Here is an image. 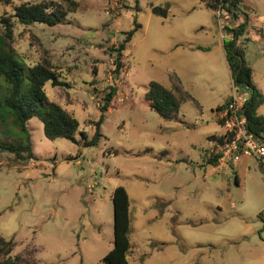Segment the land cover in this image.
<instances>
[{"label":"rangeland","instance_id":"374dc122","mask_svg":"<svg viewBox=\"0 0 264 264\" xmlns=\"http://www.w3.org/2000/svg\"><path fill=\"white\" fill-rule=\"evenodd\" d=\"M7 1L0 19L13 24L11 46L27 65L48 59L61 75L65 86L47 83L45 92L77 120L75 140L92 137L99 99L115 92L95 146L50 141L32 118L36 158L0 151V237L11 241L0 264H102L113 243L116 186L129 198L128 264H264V157L242 156L208 177L212 167L200 166L201 150L223 132L216 108L233 90L224 45L240 25L234 45L264 96V0H245L236 18L218 17L219 4L211 11L201 0H76V11L53 26L21 24L12 8L55 0ZM164 4L166 18L151 14ZM134 21L139 28L115 75V49ZM150 81L178 86L194 101L163 119L144 99ZM257 115L264 117V102Z\"/></svg>","mask_w":264,"mask_h":264},{"label":"trees","instance_id":"16d2710c","mask_svg":"<svg viewBox=\"0 0 264 264\" xmlns=\"http://www.w3.org/2000/svg\"><path fill=\"white\" fill-rule=\"evenodd\" d=\"M137 4V0H134ZM205 7L211 11L220 4L230 17H237L241 11L243 0H201ZM2 4H8L7 0H0ZM136 6V5H135ZM76 0H55L52 2H24L12 8V17L24 25L40 23L57 25L65 21L69 13L76 11ZM137 8V6H136ZM168 4L163 6H150L151 14L166 18ZM0 151L12 154L20 162L34 160L36 157L32 151V142L27 122L37 118L42 124L43 135L46 139H66L71 142L82 143L84 146H95L100 138L101 125L104 114L114 96L115 89L110 88L106 96L100 98L102 105L99 109V117L93 123L94 133L88 138L84 132H80V140H75L74 135L78 130V122L65 108L51 101L45 86L49 83L54 86H65L60 81L61 75L55 70L48 59H43L35 65H27L11 46L12 27L10 19H0ZM139 28L135 23L132 29L125 33L122 43L115 49L113 59V74L117 75L123 67L120 59L126 44ZM244 31L240 25L233 30L232 40L224 45L226 58L231 71L233 87H244L248 91V98L243 104L246 127L248 131L258 138L264 134V117L257 115V109L263 104L264 96L256 89L252 82L251 68L244 61V51L234 45L237 35ZM206 51L207 48L196 47ZM96 75V70L92 69ZM144 99L148 102L149 109L153 110L163 119L172 120L177 115L182 101L192 99L178 86L167 88L156 81L148 83ZM230 99V98H229ZM229 99L216 110H220ZM213 139V138H212ZM208 164L217 166L215 158L208 159ZM237 182V178L235 179ZM111 204L113 213V243L112 248L101 258L102 264H128V256L131 249L129 239L130 215L129 198L122 186H116L111 192ZM11 250V241H5L0 237V254L6 255ZM17 259V257H16ZM9 260V259H7ZM14 264V261H7Z\"/></svg>","mask_w":264,"mask_h":264},{"label":"built area","instance_id":"2783aa9c","mask_svg":"<svg viewBox=\"0 0 264 264\" xmlns=\"http://www.w3.org/2000/svg\"><path fill=\"white\" fill-rule=\"evenodd\" d=\"M216 15L228 18V13L220 4ZM248 96L246 93L240 94L233 87L229 101L223 108L216 110L217 120L223 132L209 141L206 154L209 159L215 158L218 166L226 167L242 156L258 160L264 157V138H258L246 127L243 104Z\"/></svg>","mask_w":264,"mask_h":264},{"label":"crops","instance_id":"0c3cea01","mask_svg":"<svg viewBox=\"0 0 264 264\" xmlns=\"http://www.w3.org/2000/svg\"><path fill=\"white\" fill-rule=\"evenodd\" d=\"M245 3V0H243V4ZM188 50H190V51H194V52H198V51H203V50H200V49H197L196 47H202V46H199V45H192V44H188V45H186L185 46ZM203 48H206V47H203ZM206 51H209V49L207 48V50ZM251 70H252V73H253V69L251 68ZM252 73H251V78H252ZM258 110V109H257ZM257 113V112H256ZM217 118V117H216ZM207 136H209V135H207ZM207 136H206V140H207ZM207 142H208V140H207ZM209 143V142H208ZM209 147V146H208ZM207 146H205L201 151H202V157H200L201 158V163H200V166L202 167V169H203V171L205 172L206 171V169H207V167H212L206 174H204V177H208L209 176V174L211 173V172H213V169H215V168H217V166H212V165H210V164H208V162L207 163H205V160L203 159V151H206L207 150V148H208ZM237 162V161H236ZM230 165H234V163L233 164H230Z\"/></svg>","mask_w":264,"mask_h":264},{"label":"water","instance_id":"95a60500","mask_svg":"<svg viewBox=\"0 0 264 264\" xmlns=\"http://www.w3.org/2000/svg\"><path fill=\"white\" fill-rule=\"evenodd\" d=\"M244 111V110H243Z\"/></svg>","mask_w":264,"mask_h":264}]
</instances>
